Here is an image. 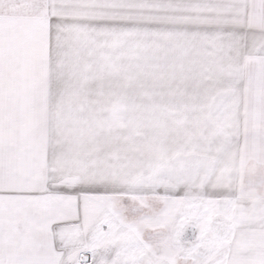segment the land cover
Returning <instances> with one entry per match:
<instances>
[{
    "label": "snow or ice",
    "instance_id": "6c2138e0",
    "mask_svg": "<svg viewBox=\"0 0 264 264\" xmlns=\"http://www.w3.org/2000/svg\"><path fill=\"white\" fill-rule=\"evenodd\" d=\"M0 264H264V0H0Z\"/></svg>",
    "mask_w": 264,
    "mask_h": 264
}]
</instances>
